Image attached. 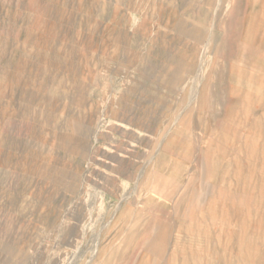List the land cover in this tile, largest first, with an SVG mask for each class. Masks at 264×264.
Masks as SVG:
<instances>
[{"label": "rangeland", "instance_id": "rangeland-1", "mask_svg": "<svg viewBox=\"0 0 264 264\" xmlns=\"http://www.w3.org/2000/svg\"><path fill=\"white\" fill-rule=\"evenodd\" d=\"M0 264H264V0H0Z\"/></svg>", "mask_w": 264, "mask_h": 264}, {"label": "bare ground", "instance_id": "bare-ground-1", "mask_svg": "<svg viewBox=\"0 0 264 264\" xmlns=\"http://www.w3.org/2000/svg\"><path fill=\"white\" fill-rule=\"evenodd\" d=\"M230 4H231V3H230ZM229 13H230V12H229ZM190 82H191V81H190ZM199 82H200V80H199ZM199 82H198V83H199ZM198 83H197V84H198ZM198 87H199V86H198ZM209 95H210V94H209ZM221 95H222V94H221ZM208 99H209V97H208ZM212 118H213V117H212ZM154 199H155V198H154ZM159 248H160V247H159ZM239 254H240V253H239Z\"/></svg>", "mask_w": 264, "mask_h": 264}]
</instances>
